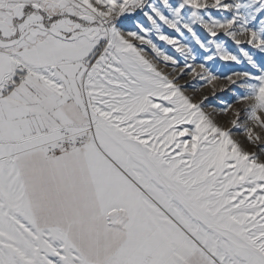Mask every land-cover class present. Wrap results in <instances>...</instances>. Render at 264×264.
<instances>
[{
	"label": "snow or ice",
	"instance_id": "obj_1",
	"mask_svg": "<svg viewBox=\"0 0 264 264\" xmlns=\"http://www.w3.org/2000/svg\"><path fill=\"white\" fill-rule=\"evenodd\" d=\"M0 264H264V0H0Z\"/></svg>",
	"mask_w": 264,
	"mask_h": 264
},
{
	"label": "rangeland",
	"instance_id": "obj_2",
	"mask_svg": "<svg viewBox=\"0 0 264 264\" xmlns=\"http://www.w3.org/2000/svg\"><path fill=\"white\" fill-rule=\"evenodd\" d=\"M132 30H135V29L133 28ZM169 31H170V30H169ZM161 46L170 49V46H167V45L164 44L163 42H161ZM172 51H174V50H172ZM176 56H177L178 58H180V54H179V53H176ZM219 63H220V64H223V63H225V62H219ZM232 68H233L234 70H241V69L239 68V66H236V65H232ZM248 147H249L250 150H254V151L256 150V149L252 148L250 145H249Z\"/></svg>",
	"mask_w": 264,
	"mask_h": 264
},
{
	"label": "bare ground",
	"instance_id": "obj_3",
	"mask_svg": "<svg viewBox=\"0 0 264 264\" xmlns=\"http://www.w3.org/2000/svg\"><path fill=\"white\" fill-rule=\"evenodd\" d=\"M138 43V42H137Z\"/></svg>",
	"mask_w": 264,
	"mask_h": 264
}]
</instances>
